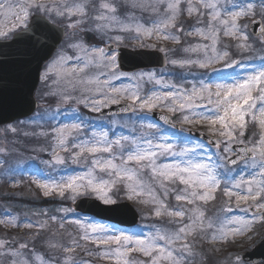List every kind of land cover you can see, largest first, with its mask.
I'll return each instance as SVG.
<instances>
[{
  "label": "snow or ice",
  "instance_id": "6c2138e0",
  "mask_svg": "<svg viewBox=\"0 0 264 264\" xmlns=\"http://www.w3.org/2000/svg\"><path fill=\"white\" fill-rule=\"evenodd\" d=\"M122 6L127 7L110 2H101L97 6L95 0H64L62 4L48 3L46 0H28L27 5H18L19 11L12 12L16 23L8 28H0V106L3 104L6 85L3 70L8 67L20 70L15 82L18 85L17 92L22 96L27 86V76L22 70L33 61L39 67L40 54L59 39L50 22L59 24L66 19L67 27L77 31L72 33V39L66 46L58 51L57 57L44 66L40 75L42 83L47 87L63 85L59 93L52 90L49 95L59 94L63 104H68L70 101H75L77 104L84 103L91 112H100L101 108L109 105H119L121 100L129 101L122 108L125 113H152L158 106L172 114L180 112L182 116L178 120H173L169 116L159 118L172 130L171 132L155 123H148L141 125V128H147L148 132H141L139 136L120 135L110 139L108 131L99 134L93 131L90 137L79 139L86 121L75 109L69 112L68 109L58 107L51 113V118L54 119L64 113L74 115L79 122L53 130L56 132L54 138L57 144L52 148V159L43 163L49 167L64 165L66 160L59 152L71 153L70 144L71 148H79L78 152L71 153L72 162L78 163L81 157L87 159L88 157L84 155L87 153L91 157V166L79 175L53 179L50 182H33L44 197L58 196L62 200L71 199L75 203L78 197L95 194L105 205L117 203V198L109 193L114 188L119 192L121 190L119 186L122 185L128 200L152 203L155 206L156 217L166 214L170 218H176L170 222L175 223L177 227L169 231L153 226L154 231L150 234L132 235L116 234L108 228L93 223H81L80 227L84 232L79 240L90 241L98 247L100 244L118 245L119 247L115 249L117 264H132L131 261L123 259L131 251H138L147 258L143 264H161V261H166L167 264H187L188 257L194 255L195 247L194 243L189 241V237L195 240L197 233H200L201 239H207L209 237L206 233L211 230L210 239L213 242H230L231 236L233 237L231 242L234 243L235 236L251 230L250 221L244 217L207 218L204 210L197 203L214 200L213 193L219 188L221 180L227 179L226 175L221 176L219 170L227 168L228 165H237L238 160L226 154L238 156L243 153L245 167L252 169L254 175L252 180L236 181L232 183L231 188L226 186L225 195L230 198L235 194L237 204L247 203L249 200L258 201L254 205L256 210L252 215V221L258 218L264 219V195H262L264 194V88H259L260 85H264V68L242 81L237 80L230 84L212 85L201 79L194 83L191 89L157 78L154 72L140 73L126 77L137 82V89L133 92L128 88L112 85V80L125 76L124 73L117 71L120 66L119 49H113L110 45L90 46L79 34L95 32L100 36L101 42L107 37L108 41L114 40L119 44L122 38L109 33L134 30L137 36L147 34L150 38L154 34L160 40L171 41L178 45H182V35H198L211 43L189 45L182 47V51L194 53L203 49V58L199 56L192 58L189 55L169 58L168 63L181 69L192 67L207 69L216 63L223 64L224 68H233L240 62L234 59L228 50L219 51L216 45L222 35L235 40L236 47L242 52L250 50L252 45L247 43L249 27L252 28L251 35L258 34L264 37V0H226L225 3H222V0H147L144 4H132L131 7H139L155 14L156 19L153 20L151 28L141 24H136L133 28L122 21L118 15ZM8 7L11 9L12 6ZM4 8L5 4L0 3V9ZM56 17L59 19H55ZM140 47L154 48L155 45L141 42ZM69 48L74 54L68 53ZM209 49L213 55H208ZM159 51L165 55L168 52L165 48H160ZM72 61H75V66L66 67ZM92 69H96L98 74L93 73ZM221 70L213 68L214 72ZM53 75L56 79H52ZM144 81L154 82L155 85L168 91L141 94L139 84ZM254 85L259 90V95L256 97L252 95L255 90ZM213 87L216 89L215 92ZM75 92H80L81 95H73ZM86 92H92L99 98H90L84 95ZM213 96L216 97L215 100L212 99ZM211 105L215 106L210 109L211 115L208 112L197 111L201 107ZM46 116L47 114H38L39 122L42 123ZM249 116L258 121L261 128L259 142L251 147L246 146L245 141L237 137V132L239 137L245 136L248 123L246 117ZM202 121L208 123L209 131L214 135L225 137L224 140L209 141L217 150L215 160L208 145L202 141L197 142L196 136L191 131L193 126ZM113 124L116 125V122L113 121ZM178 124L180 127H177ZM217 124L223 129L222 131H216ZM11 131L16 132L17 128L11 127ZM24 135L28 136L29 133L25 132ZM31 135L39 136L44 133L32 132ZM237 143L245 147L237 150L234 146ZM3 151L4 149H0V152ZM100 153H107L108 156L97 155ZM169 158L178 159V162H164ZM97 168L101 172H106L110 179L97 180L94 175ZM256 174L259 175L260 180L255 178ZM177 183L184 187L179 189L170 187ZM242 184L248 185L247 193H234L233 190L239 189ZM253 185L257 186V191H253ZM170 193L174 194L177 201V205L171 208L166 203ZM145 195L149 197L148 201L141 199ZM180 202L193 207L185 208ZM251 207L253 205H249V208ZM248 210V208L242 209L246 213ZM58 211L64 213L66 220L67 214L73 210L65 207ZM231 211L232 208L229 206L221 209L223 213ZM35 214L43 215L48 219L33 223L31 220L18 222L15 216L8 217L6 226L35 228L37 232L28 235L26 239L13 238L11 242L0 240V264H69L71 258L67 255L58 256L57 252L72 253L81 247L79 240L75 238H72L71 245L45 239L41 233L46 230L48 221L55 223L58 217L49 216L47 212ZM64 220L61 221V227ZM228 225H238V227L229 228ZM99 233L106 235H96ZM41 241L46 251L37 248V243ZM83 251L86 255H94L87 248ZM112 251L105 249L104 257L112 259ZM72 264H90V262L73 260ZM227 264H264V251H257V246L253 245L251 250L230 253Z\"/></svg>",
  "mask_w": 264,
  "mask_h": 264
},
{
  "label": "rangeland",
  "instance_id": "374dc122",
  "mask_svg": "<svg viewBox=\"0 0 264 264\" xmlns=\"http://www.w3.org/2000/svg\"><path fill=\"white\" fill-rule=\"evenodd\" d=\"M48 3H53V4H62L64 0H46ZM97 6L101 2H110V3H115L116 5H127V7H120L119 8V18L124 21L126 24L131 25V27L135 28L136 24H141L145 26L146 28H151L152 27V22L153 20L156 19L155 14H153L150 11H144L139 7H131L132 4H144L147 2V0H95ZM226 0H222V3H225ZM0 3L5 4L4 9H0V28H8L11 27L13 23H16L15 17L12 15L13 11H19L18 5L24 4L27 5L28 0H0ZM9 5H11V9H9ZM89 11L91 12L92 9L90 8ZM55 19H59L56 17ZM240 23H245V21H240ZM250 23V22H249ZM68 21L65 19L62 23H59L63 29H65L66 32V38L64 43L59 47L58 51L62 48L65 47L66 44L69 42V40L72 39V33L74 31H77V29H72L67 27ZM88 33L93 34L96 37H99L95 32H86V33H80L79 35L83 36L86 43L90 46H99L98 39L89 35ZM110 35H119L122 38V42L119 44L116 43V41H108L107 37H104L103 44L100 45L99 47H105L106 45H115V46H121V47H126L129 49H148V50H159L160 48H165L170 52V58H180L183 56H191L192 58H196L197 56L203 58L204 56V50L201 49L198 52L194 53H185L182 51V47H188L189 45H196V44H210V41L203 40L200 36L198 35H192L191 38L185 39L183 41L184 35L181 36L182 39V45L175 44L171 41H166V40H160L156 37V35H152L150 38L147 34L137 36L136 32L133 31H124V32H115V33H109ZM250 35V34H249ZM186 38V37H185ZM225 38L221 35L220 42L216 45L217 49L219 51L228 50L230 52V55L238 60L240 63H238L235 67L233 68H224L223 64H220L217 66V69H222L219 72H214L213 69H201L198 67H192L191 69L184 68L181 69L179 67H173L171 64L168 63V66L164 70L161 71H143V72H138L134 74H125L124 77H121L120 79H114L112 80V85L114 87H121V88H128L131 91L135 92L137 89V82L134 80H129L126 77L127 76H132L135 74H140V73H147V72H154L157 76V78L163 79L168 83H173L176 84L177 86H181L183 88L191 89L192 85L194 83H197L201 79H203V75L200 73V71H207L205 74V77H211L216 80H211L209 84L215 85L217 83L221 84H230V83H235L237 80H244L248 76L253 75L255 72L260 70L261 68H264V37H260L259 39H252L249 36V40L247 43H250L252 45V48L248 51H241L236 47V41L233 40L231 44H228L224 41ZM231 39V38H229ZM141 42H143L146 45H155V47H145L142 48L140 47ZM171 44V46L168 48V46ZM177 46H180V51H173L174 49H178ZM227 46V48H225ZM171 48L173 50H171ZM254 50L260 55H257L256 58L252 57L251 53L254 52ZM53 56V58L49 61H53L57 57V53ZM69 54H74L72 49H67ZM167 52V53H168ZM163 53V52H162ZM245 57H242L246 55ZM208 55H213L211 50L209 49ZM48 62V63H49ZM168 62V59H167ZM216 65V64H213ZM75 66V61L70 62L69 65H66V67H73ZM44 69V68H43ZM181 70V78L178 80L176 78H173L172 75L174 74L175 70ZM106 71V70H104ZM118 71V70H117ZM43 72V71H42ZM93 73L98 74L96 69H92ZM119 73V71H118ZM199 73V74H198ZM184 78H190L188 79L189 81H184ZM52 79H56L55 75H53ZM103 79V77H101ZM200 79V80H199ZM210 81L209 79H206V82L208 83ZM254 91L252 92V95L254 97L259 95V90L257 86H253ZM63 88V85H52L51 88L45 86L44 83H40L36 95L38 98V104L39 108L37 112L30 118L23 120L21 122H15L12 123L9 126L0 128V149H4L3 152H0V170L4 165H6L3 168V176L7 177L9 179L10 187L11 188H21V184L17 181V179L21 176L25 177L26 179L30 181V183L34 186L35 191H40L39 188H37L36 184L33 181H38V182H50L51 180H59L62 177H67V176H73V175H79L84 172H86L90 166H91V157L88 156L87 153H85V157H88L87 159H84L83 157L80 158L78 163H73L71 159V153H75L79 151V148H71V145L69 144V147L71 149L70 152H63L60 151L59 154L65 158L66 163L64 165H55L54 167H49L43 161H50L53 157L52 153V148L56 146L57 140L54 138L56 136V132H54V129L62 128L67 125H71L72 123L79 122L78 119L71 114H64L62 113L61 115L56 116L54 119L51 118V113H53L58 107L61 109H68L69 112H71L72 109H75L81 117L84 118L86 121L84 130L79 134V139H86L87 137H90L92 132L95 131L97 134H99L102 131H108L109 133V138L114 139L120 135H129V136H139L141 132L147 133L148 129L147 128H141V125L148 124V123H154L150 118L149 114H143V113H134L132 116L127 118H112V119H100L97 118V113L98 112H91L89 111L88 107L85 106L84 103H79L77 104L75 101H70L68 104H63L60 101L59 94L56 96L49 95L48 93L52 90L57 91L59 93L61 89ZM139 88L141 89V94H150L151 92H157V93H162L164 91H168V89L161 88L158 85H155L154 82H148L144 81L139 84ZM259 88H264V85H260ZM216 89L213 87V92H215ZM73 95L80 96V92H75ZM84 95L90 97V98H99L95 97L94 93L92 92H86ZM213 100L216 99L215 96L212 98ZM120 103H126L128 104L129 101L127 100H121ZM206 103V101H205ZM110 106V105H109ZM108 107V106H107ZM103 107V108H107ZM214 105L207 106V107H201L197 109L199 112H208L209 115H211V108H214ZM101 108V109H103ZM154 110L161 111V113H164L168 115L170 118L175 117L176 120L181 118L182 114L180 112H176L175 114L169 113L166 109L162 110L160 106L155 108ZM153 110V111H154ZM38 114L44 115L47 114L46 118L44 121L41 123L39 122L38 119ZM222 114V113H221ZM246 120L248 121V117H246ZM31 121H37L35 123ZM113 121L116 122V125L113 124ZM259 129L258 137L255 136L254 132L247 129L245 130V135L246 138L243 139V137H239L238 132H237V137L238 139H243L245 141V145L248 147L253 146V144H257L260 139L261 135V128L259 126L258 121H256ZM120 125H124V127H120ZM179 125V124H178ZM16 127L17 131L13 132L11 131V127ZM180 126V125H179ZM162 127V126H161ZM185 127H188L185 125ZM167 131L171 132L172 130L170 128H167L166 126L164 127ZM206 129L205 134H208L209 136L213 137L215 140H224L225 137H220L219 135H214L212 132L209 131V125L206 121H202L200 124H197L191 128L192 130H196L198 132L199 129ZM135 129V131H133ZM216 131H222L223 129L220 128V125L217 124L215 126ZM249 130L250 132H247ZM113 131H118L116 134H112ZM28 132L29 135L25 136L24 133ZM32 132L36 133H44V135H31ZM201 132V133H202ZM75 135V134H73ZM200 142V141H197ZM239 144V143H237ZM223 145L221 146L222 149ZM210 150V153L213 154L214 160L217 158L215 156L216 149L208 147ZM39 149H44V151H39ZM20 150H23L22 153H20ZM59 151V149H58ZM99 156L107 157V153H100L97 154ZM231 156V153L226 154ZM35 157V159H34ZM166 163H176L178 162V159H173L169 158L167 161H164ZM207 162V161H205ZM119 163V161H117ZM221 176L226 175L227 179L221 180L220 186L217 189V191H220V195H216L217 191L213 193L215 196L214 200H210L207 203L200 202L198 201L199 207L204 210L205 216L207 218H215L217 216H227V217H244L247 220L250 221V228L252 227L253 224H256L262 219L258 218L255 221H252V215L249 213V211L246 213L242 211L244 208L249 209V205H255L257 202H253L249 200L247 203L245 202H240L237 204L236 202V195H232L230 198L225 195L224 189L225 187L231 188L232 183H235L236 181L244 180V181H249L253 179V170L250 168L245 167V163L241 164L240 166L234 168V169H229L228 168H221L219 170ZM94 175L97 180L103 179V180H109L110 177L106 174V172H101L99 168H97L94 172ZM12 176H14V179H12ZM255 178L257 180H260V177L258 174H256ZM121 190L119 192L116 191V189H112V192L109 194L117 198V202H120V198L123 196L127 199V197L124 194L123 191V186H119ZM170 187H175L177 189L183 188V185H179L178 183L175 185H170ZM247 184H242L239 189H234V193H240L244 192L245 194L247 193ZM253 191H257V186L253 185ZM28 190V188H27ZM35 195V194H32ZM42 195V194H41ZM264 195V194H262ZM43 196V195H42ZM223 196L225 200H221L220 204H222L220 207H217L216 205L220 204H214L216 198ZM44 197V196H43ZM98 198L95 194L92 196H89V198ZM48 199L51 198H56L57 200H60L61 202H64L65 204H71L73 201L71 199L68 200H62L58 196L54 197H44ZM83 198V197H78ZM99 199V198H98ZM141 199L148 201L149 197L145 195L144 197H141ZM100 200V199H99ZM128 200V199H127ZM130 201V200H128ZM103 203V201L101 200ZM131 202L135 203L136 207L140 209H136L138 213L140 214L141 218V223L136 226L135 228H132L131 230H122L120 228H117L115 226L107 225L104 223H98L94 221L93 219L89 218H84L79 219L78 216L72 215V211L68 213L67 215L70 214V223H72L71 227H74L78 229L80 232H84V230L80 227L81 223H93L101 227L108 228L112 231H114L116 234H132V235H140V234H150L152 231H154L153 226L160 227V228H165L169 231L173 230L174 228L177 227V225L173 222L176 218H170L166 214L161 215L160 217H156L154 215V210L155 206L150 203H141L138 200H131ZM172 202L174 205H172ZM167 205L171 207H175L177 205V201L174 198V194L170 193L169 197L166 201ZM182 205L184 202H180ZM184 206V205H183ZM225 206H229L232 208L231 212L228 213H223L221 212V209L224 208ZM185 208H192L193 205H185ZM64 208V207H62ZM60 209V208H59ZM69 209H71L69 207ZM47 212L49 216L52 215H58V214H64L60 211H58V208L55 210H44V209H36L35 207L32 206H26L23 205L21 207L20 212L13 213L11 211H6L5 214H3V217H0V221H4L3 223H0L3 227L6 229H12V228H17V227H12V226H6V222L8 217L10 216H15L18 220V222H27L28 220H31L33 223L36 222H43L44 220L48 219L47 217L43 215H37L35 213H43ZM166 218L167 220L164 223H153V220L159 221L162 218ZM152 222V223H150ZM53 222L51 220L48 221V225L46 230L47 231V239H51L53 236V230H52V224ZM229 228H234L238 227V225H228ZM19 229L25 230L28 228L24 227H19ZM37 232V229L32 228ZM31 230V229H30ZM90 232V230H89ZM247 231H245L243 234H245ZM91 234V233H90ZM111 234V233H108ZM242 234V235H243ZM96 235H106L105 233H99ZM206 235L209 237L207 239H201V234L197 233L196 239L193 240L192 237H189V241L194 243V255L188 257L187 264H208V257L215 258L216 255L212 254L211 250L204 251L201 247L202 243H222V242H213L210 237H211V230H209ZM241 235H237L235 237H239ZM234 237V238H235ZM15 239H24L22 237H14ZM233 239V237H229V240ZM13 240V239H11ZM11 240H8L9 242ZM90 242V241H89ZM225 243V242H223ZM43 245V244H41ZM96 246L92 252H94V256L99 260L96 263H91L90 264H98V263H106V264H117L116 260V254H115V249L118 248V245L115 244H110V245H104L100 244L98 247L97 244L94 243ZM98 248V249H97ZM46 251V248H44ZM105 249H112L113 251L111 252L112 259L105 258L103 255V252ZM219 250V249H218ZM217 250V252H218ZM136 255H140L138 258H136ZM221 260H218L217 262H212L211 264H227V257L222 258ZM124 260H129L132 262V264H143V262L147 259L142 253L138 251H131L128 252V255L123 258ZM102 261V262H101ZM161 264H167L166 261H161Z\"/></svg>",
  "mask_w": 264,
  "mask_h": 264
},
{
  "label": "water",
  "instance_id": "95a60500",
  "mask_svg": "<svg viewBox=\"0 0 264 264\" xmlns=\"http://www.w3.org/2000/svg\"><path fill=\"white\" fill-rule=\"evenodd\" d=\"M53 26V25H52ZM54 31L57 33L59 39L54 44H51L49 49L40 54L39 67L35 61L27 68L23 69V73L27 76V86L24 88L23 95L20 96L17 92L18 85L15 82L16 75L20 71L18 69L8 67L3 70V74L6 78V85L3 92V104L0 106V126L12 123L16 120H21L29 117L36 109V103L34 101L33 94L38 85L40 78V71L45 61H47L51 54H53L57 46L61 43L63 39V31L53 26ZM250 34L252 33V28L249 27ZM258 32V30H257ZM253 36V35H252ZM254 37H259L255 35ZM119 69L121 72L131 73L138 70L145 69H161L165 67V60L163 55L158 51H147V50H137L131 51L127 49H119ZM46 57V59H45ZM122 107H110V109L102 111L100 116H110L124 114ZM128 114V113H127ZM157 122L160 121L162 115H153ZM196 136L197 140H201L209 144L211 147L215 148L209 141H214L207 135L200 134L198 132H192ZM237 150L243 148L244 146H235ZM232 158L237 159L238 163L244 161V154L240 153L238 156H232ZM236 165H228V167H234ZM74 211L82 214L94 217L97 220L104 221L107 223H113L119 227L130 228L137 224L138 216L135 211L128 205H110L104 206L96 200L80 199L76 201L73 205ZM256 209L252 208L251 212L254 213ZM261 241L257 245V251H264V246H262Z\"/></svg>",
  "mask_w": 264,
  "mask_h": 264
},
{
  "label": "trees",
  "instance_id": "16d2710c",
  "mask_svg": "<svg viewBox=\"0 0 264 264\" xmlns=\"http://www.w3.org/2000/svg\"><path fill=\"white\" fill-rule=\"evenodd\" d=\"M170 55V54H169ZM169 55L167 54L166 56L169 57ZM181 70L177 71V73L174 72V74L172 75L173 78L176 79H180L181 78ZM201 73V72H200ZM6 165H4L2 167V169L0 170V179L1 176L3 174V168ZM2 181H4V183H1L0 180V217H3V214H5L6 211H11L13 213L20 212L21 207L23 205L26 206H30V205H37L40 206L41 208L43 207H47V206H51V208H54L56 206V202H47V200H41V201H36L35 198H28V199H24V198H19L18 196H23V197H28L27 193L25 191H18V190H14L12 193V190L10 191H6L5 190V186L6 184L8 185V183L6 182L5 178L2 179ZM22 193V194H21ZM62 221V220H61ZM72 227L66 223V221L64 220L63 223V227H61V222L57 223V224H53L52 225V230H53V236H52V240L59 242L61 244H65V245H69L68 243L72 242V238H76L77 240H79V237L82 235L81 232L77 229H71ZM36 232H33L32 230H23V232H21V230L17 227V228H12V229H6L5 227H3L2 225H0V240H11L14 237L18 236V237H22L24 239L27 238L28 235H32L35 234ZM248 236H251V239L249 238H244L243 236H240L238 240H234V243H232V240H229L230 242H226L223 246H225V248L222 249V251H226L227 254L228 253H233V252H239V251H243L245 249H248V247L250 246V242L255 243L259 238L261 239L264 236V219H262V221L260 223L257 224H253V227L251 229V231L247 234ZM45 239H47V233L44 234L43 236ZM243 240H242V239ZM255 239V242H253ZM12 241V240H11ZM10 241V242H11ZM68 242V243H66ZM79 243L81 245L80 248H77L75 252L69 254H65L62 251H58L57 255L58 256H64L67 255L68 257H70L71 259L69 260V264H72V261H80V260H84V261H89V256L86 255L83 251L84 248H87L91 251L92 249V243H89L88 241H84V240H79ZM43 242H38L37 243V248H40L42 250H44L43 248ZM45 251V250H44ZM215 252V250H214ZM222 253V252H221ZM219 255V254H218Z\"/></svg>",
  "mask_w": 264,
  "mask_h": 264
}]
</instances>
